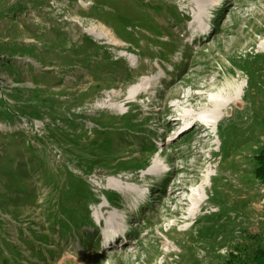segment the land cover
Returning a JSON list of instances; mask_svg holds the SVG:
<instances>
[{
	"label": "rangeland",
	"instance_id": "obj_1",
	"mask_svg": "<svg viewBox=\"0 0 264 264\" xmlns=\"http://www.w3.org/2000/svg\"><path fill=\"white\" fill-rule=\"evenodd\" d=\"M0 61V264H239L264 245V0H0Z\"/></svg>",
	"mask_w": 264,
	"mask_h": 264
},
{
	"label": "trees",
	"instance_id": "obj_2",
	"mask_svg": "<svg viewBox=\"0 0 264 264\" xmlns=\"http://www.w3.org/2000/svg\"><path fill=\"white\" fill-rule=\"evenodd\" d=\"M156 7L157 6H155V8ZM0 64H2L1 61H0ZM5 64L7 65L8 69L14 68V67H10L11 66V62L7 63V61H6ZM5 92L6 91H5L4 87L0 83V107L6 106V102H5V100H4L3 96H2L3 94L6 95ZM14 97H16V96H14ZM53 103H54V100L50 99L49 104H53ZM49 106H52V105H49ZM4 113L8 116V118H12L10 121L14 120L13 119V114H11L9 111L6 110ZM22 133L23 132H20L19 134H22ZM12 135L15 136L17 134H12ZM256 159L258 161V166L255 169V174L261 180V182L264 183V152H261L260 154H257ZM35 160H37L39 162V159H35ZM29 171L33 173V172H38L39 170L34 168V167H31V169H29ZM1 172H3V174H4V172H6V171H5L4 168H0V174H1ZM3 174H1L0 176H4ZM18 175L19 174H15V176H18ZM9 194H12V193H9ZM67 194H71V193L68 191ZM74 217H76V216H74ZM87 222L89 223V219L88 218H87L86 223H83V224H87ZM5 224H8V223H5ZM68 229H70V228L68 226H66V229L63 230L61 232V234L63 235L64 233H66L67 232L66 230H68ZM4 241L7 242L6 240H4ZM36 241L37 242H41L42 239L41 238L40 239H36ZM261 244L254 251V253H252V254L251 253L244 254L243 260L240 259V257H239V260H238L239 264H264V245H261ZM6 245H8V243H6ZM37 245H39V244H37ZM26 247H29V249H31V252L33 251L35 254H37V250L36 251L34 250V249H36V247L31 248V245L30 246H26ZM45 251H46V249H44V250L40 249V252H39V254H41V256H42V259H41L42 261L46 260L45 258L48 257V254L44 253ZM15 253H16V250L14 248L13 249H9L7 256H11L12 257V255H14ZM0 254H3V253H0ZM19 263H21V260L15 261V263H13V264H19Z\"/></svg>",
	"mask_w": 264,
	"mask_h": 264
},
{
	"label": "bare ground",
	"instance_id": "obj_3",
	"mask_svg": "<svg viewBox=\"0 0 264 264\" xmlns=\"http://www.w3.org/2000/svg\"><path fill=\"white\" fill-rule=\"evenodd\" d=\"M236 88L233 87L232 82L229 79H227L226 82L223 84V86L220 89H218L212 93H209L208 100L212 101V106H213L214 110L208 111V109H207L206 112L201 113L198 116L200 118V121H202L205 126L208 127L209 125H211V123H213V121H215L218 118L220 119L222 117L223 110L229 104V95L235 93ZM183 117L185 118L184 119L185 127L190 126L193 123H195L194 119H192V120L187 119V117H189V115L183 116ZM209 135H210L209 133L206 134V136H209ZM153 161H155V160H153ZM211 175L212 174H210V171H209L208 177H210ZM194 191H195V194L197 196L199 195V198L198 199L191 198V202L193 204V207L191 208V214H190L191 216H194L197 214V210L201 207V205L204 201L200 191L196 188H194Z\"/></svg>",
	"mask_w": 264,
	"mask_h": 264
}]
</instances>
